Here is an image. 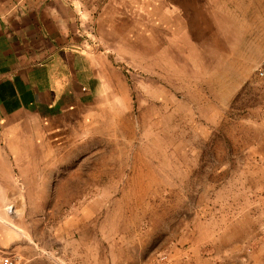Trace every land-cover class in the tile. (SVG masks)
I'll list each match as a JSON object with an SVG mask.
<instances>
[{
  "label": "rangeland",
  "instance_id": "374dc122",
  "mask_svg": "<svg viewBox=\"0 0 264 264\" xmlns=\"http://www.w3.org/2000/svg\"><path fill=\"white\" fill-rule=\"evenodd\" d=\"M217 7L242 34L232 66L246 84L229 104L215 92L225 50L206 58L162 37L180 10L139 14L153 39L118 38L110 53L90 24L91 51L109 54L99 109L66 128L72 174L30 189L12 176L0 254L14 264H264V134L243 118L264 87V2Z\"/></svg>",
  "mask_w": 264,
  "mask_h": 264
},
{
  "label": "crops",
  "instance_id": "0c3cea01",
  "mask_svg": "<svg viewBox=\"0 0 264 264\" xmlns=\"http://www.w3.org/2000/svg\"><path fill=\"white\" fill-rule=\"evenodd\" d=\"M217 2L0 0V207L7 203L4 192L17 188L12 176L30 189V181L38 184L44 177L50 183L55 174L73 173L66 128L73 126V118L99 109L92 101L99 82L106 79L111 45L118 38L139 40L140 34L147 42L153 39L148 30L138 28L139 14L147 20L150 10H169L165 13L172 18L180 10L182 16L177 13L163 25L162 37L168 43L196 46L206 58L225 50L230 69L216 72L215 92L231 103L246 84L232 66L234 41L242 34L237 33L231 10H217ZM93 22L107 53L91 51L88 29ZM170 32L174 38L168 37ZM194 73L192 69L184 76ZM171 76L180 79L181 74ZM255 101L243 118L253 120L264 134V87Z\"/></svg>",
  "mask_w": 264,
  "mask_h": 264
},
{
  "label": "built area",
  "instance_id": "2783aa9c",
  "mask_svg": "<svg viewBox=\"0 0 264 264\" xmlns=\"http://www.w3.org/2000/svg\"><path fill=\"white\" fill-rule=\"evenodd\" d=\"M257 73H258V76L263 77L264 76L263 68L260 67ZM0 264H14V261L9 255L0 254Z\"/></svg>",
  "mask_w": 264,
  "mask_h": 264
},
{
  "label": "bare ground",
  "instance_id": "6f19581e",
  "mask_svg": "<svg viewBox=\"0 0 264 264\" xmlns=\"http://www.w3.org/2000/svg\"><path fill=\"white\" fill-rule=\"evenodd\" d=\"M255 1H256L257 3H260V5H262V2H264V0H255ZM255 5H256V4H255ZM251 7H252V6H251ZM242 8H243V7H242ZM249 9H250V8H249ZM256 10H257V9H256ZM190 99H191V100H194L193 97H190ZM190 99H189V100H190ZM168 101H169V100H167L166 102H168ZM164 109H165V108H164ZM150 110H151V109H150ZM147 112H148V110H147ZM114 115H115V114H114ZM116 118H117V117H116ZM114 119H115V118H114ZM124 123H125V122H124ZM126 123H127V122H126ZM126 127H127V126H126ZM136 161H137V160H136ZM134 163H135V162H134ZM138 164H139V163H138ZM139 165H140V164H139ZM136 166H137V165H136ZM133 167H134V166H133ZM133 167H132V169H133ZM134 168H136V167H134ZM146 168H149V167L147 166ZM137 170H138V169H137ZM133 172H134V171H133ZM145 172H146V171H145ZM141 173H142V171H141ZM152 173H153V172H152ZM137 174H138V173H137ZM148 174H149V173H147L146 176H150V177H151V175H148ZM140 175H141V174H138V176L135 178L136 181H139V178L143 176V175H141V176H140ZM143 178H144V177H143ZM140 180H141V179H140ZM152 180H153V179H152ZM153 181H156V180L154 179ZM244 220H245V219H244ZM229 234H230V233H229Z\"/></svg>",
  "mask_w": 264,
  "mask_h": 264
}]
</instances>
